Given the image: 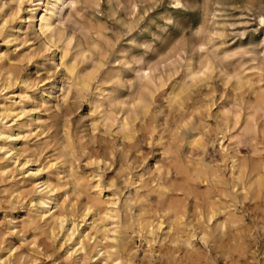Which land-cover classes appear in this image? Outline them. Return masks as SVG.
<instances>
[{
	"label": "rangeland",
	"instance_id": "rangeland-1",
	"mask_svg": "<svg viewBox=\"0 0 264 264\" xmlns=\"http://www.w3.org/2000/svg\"><path fill=\"white\" fill-rule=\"evenodd\" d=\"M62 1L53 60L0 0V264H264V0ZM95 175L117 233L84 218Z\"/></svg>",
	"mask_w": 264,
	"mask_h": 264
},
{
	"label": "bare ground",
	"instance_id": "bare-ground-1",
	"mask_svg": "<svg viewBox=\"0 0 264 264\" xmlns=\"http://www.w3.org/2000/svg\"><path fill=\"white\" fill-rule=\"evenodd\" d=\"M24 1H28L29 2V8L26 9V10H23V8H22V5H23ZM62 2H63L62 0H46V1L45 0H19L18 7H17L16 11L13 13V15H18L17 16L18 17V25L17 26H13L12 29L14 31L17 30L18 32L22 31L24 33V36H25L26 39H28V37H30V35H31V32H30L29 28L34 29V31H35L34 34L36 36H38V38H40V40L52 51V53H53L52 59L53 60L56 59V53H57L56 49H58L57 30H56L55 20L53 18V16L56 15V12L54 11V8L58 7V5L60 3H62ZM7 22H8V20H7ZM9 27H11V26H9ZM61 60H63V56L61 57ZM45 93L47 94V92L45 90H42L41 94L43 95ZM7 99H9V98H7ZM0 108H1V113H2V112L7 111L10 107L4 101V102H2L0 104ZM25 111H26V108L24 107L23 110H22V113H24ZM33 121L40 122L41 118L40 117L34 118ZM237 123H238V121H237ZM22 127L23 126L21 124L18 125L16 132L13 133V134H8V138H10L11 141H17L20 138V136H21ZM254 128H256V127H254ZM13 131H15V130H13ZM7 133L8 132L5 129V125L0 126V136H4ZM153 133H154V131H153ZM200 140H202V138L198 137V136H195L193 138V142L194 143H197ZM154 141H155V139H154ZM1 149H2V147H1ZM11 158H13V157H11ZM92 158H93V156H92ZM103 159L98 156L97 158L94 159V163H96L97 165H100L102 162L105 163L104 162L105 159L104 160ZM105 161H107V160H105ZM38 170H40V169H38ZM34 174L35 173H32V175H34ZM259 176H261V175H259ZM94 178H97L96 179V184L94 185V188H95V192L94 193H95V196H97L98 198L97 199H92V197H87L85 199L84 205H83V207H84L83 208V214L85 216L84 218H86L87 215L91 214V216H92L91 228L94 230V233H99V232L117 233L118 227H119V224H118V222L115 219L117 217V210H116L117 201H116V199L112 198L111 200L107 201V206L101 207L98 204V202L100 200H102L100 198V195H102L103 188H104V187H102V183H101V179L102 178H100L99 175H95ZM43 179H45V178H43ZM74 190H76L77 192L81 193V192L84 191V187H83V185H79V186L74 185ZM54 192H55V187L51 186L50 184H47L45 194L43 193V195L37 197L36 200H37L38 204L40 205V208L43 209V211L41 213V217L47 218L48 220L53 221L56 225H58L59 228L63 229L64 223L66 221V215L63 213V211H61L58 208L59 207V203L56 201L57 198L54 196ZM53 209H55V210H53ZM209 215L211 216V214H209ZM98 219L102 220V224H100V226L97 224ZM181 219H182V217H181ZM73 221H75V220H73ZM153 223H155V222L153 221ZM111 224L113 226H111ZM140 224L142 225V229H145L144 226H151V223H149V222L146 223V225L145 224L143 225V223H140ZM157 224L159 225V221H158ZM69 227H70V225H69ZM74 227H75V224H74ZM156 228H159V227H156ZM84 231L81 234H80V232H78V234H80V236H79V238L76 239L75 236H76L77 229H74V228L70 229V232L68 233V239L70 241H74L72 250H75V251H77V250L86 251L87 245H86L84 239L87 238L89 236V234L88 235L85 234ZM106 238L109 239L110 237L106 236ZM111 240H115V242L110 244L111 248H113V247L117 248V247L120 246V244H121V239L120 238H117V236H113L111 238ZM185 240H187V239H185ZM103 255H106L107 257H111L113 255V253L110 250L106 249V251H104ZM113 263L114 264H118L119 263V258L118 257L113 258Z\"/></svg>",
	"mask_w": 264,
	"mask_h": 264
}]
</instances>
